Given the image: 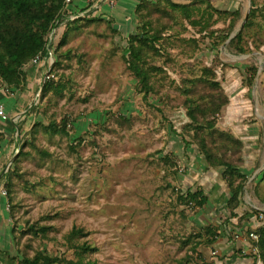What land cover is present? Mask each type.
Segmentation results:
<instances>
[{
	"label": "rangeland",
	"instance_id": "1",
	"mask_svg": "<svg viewBox=\"0 0 264 264\" xmlns=\"http://www.w3.org/2000/svg\"><path fill=\"white\" fill-rule=\"evenodd\" d=\"M210 1L221 10L239 9L240 17L216 16L206 31L182 18H153L163 38L162 55L152 57L151 63L162 72L151 79L154 91L147 98L129 70L126 53L129 36L141 27V16L147 18L146 9L135 12L141 0H116L115 5L103 0L109 11L88 12L101 20L71 35L67 46L59 47L65 26L56 28L54 52L69 49L72 57L59 58L62 64L52 79L69 83L63 96L51 91L42 97L55 53L27 67L34 88L24 103L21 118L26 119L16 122L22 130L18 127L13 136L20 144L27 142V156L13 166L14 156L1 178L13 190L18 251L22 248L32 257L41 249L55 256L54 244L62 246L64 235L77 226L100 249L90 256L97 264H263L256 246L259 237L248 229L264 227L259 216L264 199L254 194L264 181V166L258 162L260 154V160L264 157V0ZM247 23L251 26L246 28ZM240 32L243 53L232 43ZM207 79L220 86L209 85ZM188 98L208 105L215 101L221 108L216 114L215 108L200 113L199 120L216 121V139L207 134L208 145L241 166L248 178L239 212L250 215L240 228L225 229L230 189L220 168L208 166L194 139ZM38 103L39 115L28 116L27 107ZM65 118L68 136L41 130L28 143L35 122L47 126L50 119L61 123ZM221 133L237 143L225 141ZM10 167L19 175L6 176ZM184 189L201 190L211 202L193 210L179 201ZM35 223L55 228L49 239L24 231ZM210 224L219 228V244L204 248L202 258L189 257L181 242L205 233Z\"/></svg>",
	"mask_w": 264,
	"mask_h": 264
},
{
	"label": "trees",
	"instance_id": "2",
	"mask_svg": "<svg viewBox=\"0 0 264 264\" xmlns=\"http://www.w3.org/2000/svg\"><path fill=\"white\" fill-rule=\"evenodd\" d=\"M73 1L71 0L69 3L68 0H0V86H5L9 93L11 91L13 94L16 92L23 93L26 90L28 84L27 67L32 65V62L36 58L41 57L42 61H47L52 56L55 57L56 54L57 59L50 66L48 78L42 89V97L47 96L51 91H54L58 96L64 95L63 91L66 84L69 83V80L62 78L61 81L64 82H58L52 78H55L54 72L56 70L59 71L57 68L62 64L59 58L71 59L72 51L68 49L66 52H63L61 50L62 48H56L54 52V46L52 47L54 30L56 28L59 29L62 25L65 26L66 32L62 36L59 47L67 46L71 35L86 29L84 27H87V23L91 25L101 20L92 18L91 13L88 14V12H91L92 9H94L93 13L101 10V7L98 6L102 4L103 0H90L85 8L77 12L69 9ZM141 9L147 10V18L141 16L142 25L129 36V47L126 53L129 70L138 79L141 91L145 93L144 96L146 98L154 91V85L151 83V79L157 73L162 72V68L151 63L152 57L162 55L159 45L163 38L162 32L156 30L153 18L155 20H161L164 17H172L174 21H177L176 18H182L195 28H201L203 31H206L215 22L216 16L219 18L229 16L234 18L240 17L239 9L235 11L221 10L220 8L214 7L210 0H194L189 3H178L174 0H141L135 8V12L140 14ZM80 13H86L88 15L81 17ZM250 26V23L246 24V28ZM172 29L170 27V30ZM244 41V34L240 32L232 43L236 45L238 51L243 53L245 52V47L243 46ZM205 82L214 87L220 86L219 83L210 81L209 79ZM209 103V105L202 104L195 98L187 99L188 116L192 120L190 127L194 131V139H198L199 141L200 151L204 155L208 166L220 168L221 176L230 189L231 197L227 202L230 213L225 221V229L229 227L240 228L241 223L245 220L244 217L246 214L250 215L247 212H243L242 214L239 212L241 211L242 199L246 192L248 178L243 173L241 166L214 153L213 148L208 145L207 134L216 139V121L206 119L205 124H201L199 114L205 113L206 110L213 108H215L216 114L221 109L215 101H210ZM34 113L39 115V103L32 105L27 110L28 116ZM68 123L69 120L66 118L61 123H58L57 120L50 119L47 126L43 122H35L30 129L32 137L28 143H32V140L35 139V136L41 130L51 135L68 136ZM18 127L21 131L22 128L19 124ZM220 135L230 144L237 143L238 141L230 135L222 133ZM12 141L16 142L17 139L13 137ZM27 146L28 144L25 142L24 145L22 143L20 148H18L17 141V149L14 153L16 158L12 164L13 166L16 165L21 157L27 156V152H25ZM17 175L19 174L15 172V168L10 167L6 176L13 177ZM263 180L264 170L261 172V181ZM263 182L254 188V194L258 198L262 197L264 199V192L260 187ZM3 190L6 192L8 198L10 215L12 216L14 224L12 213L14 197L11 184L8 182L5 183ZM179 201L181 204L192 207L193 210L203 209L211 202L203 191H187L185 189L182 191L181 196H179ZM251 210L259 212L255 207ZM262 213L264 214V210L259 212V216ZM235 219L238 220L236 225L233 223ZM19 229L17 224H14V237L17 249L19 246ZM54 230L55 228L52 226H41L39 223H35L28 226L24 231L34 238L46 240L49 239V234ZM204 230L205 233L202 232L203 230L199 231L190 240L181 242L182 247L189 250V257L196 255L202 258L204 248H215L219 244L221 233L218 227L210 224ZM248 232H250L251 236L255 234L259 237L256 246L259 251V260L264 264V227H260L256 231L248 229ZM88 235L89 233L84 228L74 226L71 231L64 235V244L62 246L54 244V247L58 250L55 256L40 249L30 257L25 252H22V248H20V252L18 251L19 264H97L95 260L90 259V256L98 253L100 249L86 240ZM230 238L231 236L229 234ZM64 247L67 248V251L72 252V257L67 256V251H64ZM235 253L237 254L239 251L235 250ZM189 257L187 256L185 262L190 261Z\"/></svg>",
	"mask_w": 264,
	"mask_h": 264
},
{
	"label": "crops",
	"instance_id": "3",
	"mask_svg": "<svg viewBox=\"0 0 264 264\" xmlns=\"http://www.w3.org/2000/svg\"><path fill=\"white\" fill-rule=\"evenodd\" d=\"M88 1L90 0H74L69 9L75 12L80 11L86 7V4L88 5ZM108 6L101 4L99 7H101L102 11L104 9V12H108ZM126 10H132V5L130 4ZM33 88L34 83L28 82L27 88L23 93L16 92L13 94L12 91L9 93L5 86H0V105L5 106V112L8 115L7 119L0 118V178H2L8 164L12 162L17 149V141H12L13 136H16L15 131L19 129L16 126V122L18 123L22 118H25V116L21 118L25 114L24 103L28 97L27 95L29 93L32 94ZM259 157L261 159V154ZM260 159L258 158V162H261V167H263L264 157L262 160ZM1 182L0 179V264H19V253L14 237L13 219L10 215L8 198L3 193L4 186ZM260 187L264 192V182Z\"/></svg>",
	"mask_w": 264,
	"mask_h": 264
},
{
	"label": "built area",
	"instance_id": "4",
	"mask_svg": "<svg viewBox=\"0 0 264 264\" xmlns=\"http://www.w3.org/2000/svg\"><path fill=\"white\" fill-rule=\"evenodd\" d=\"M110 1V3L112 4V5H115L116 4V0H109ZM68 2L70 3L71 2V0H68ZM86 14V13H85ZM40 60H41V57H38V58H36L33 62H32V65H37L39 62H40ZM0 117H2L3 119H7V115H6V112H5V107H4V105H0ZM4 191V190H3ZM5 195H6V192L4 191L3 192ZM260 218H261V220L264 222V214L262 213L261 215H260ZM252 236L253 237H255V238H258L255 234H252Z\"/></svg>",
	"mask_w": 264,
	"mask_h": 264
},
{
	"label": "water",
	"instance_id": "5",
	"mask_svg": "<svg viewBox=\"0 0 264 264\" xmlns=\"http://www.w3.org/2000/svg\"><path fill=\"white\" fill-rule=\"evenodd\" d=\"M55 30H56V29H55ZM55 30H54V31H55ZM20 143H21V140L19 139V141H18V148H20V145H21ZM0 179H1V178H0Z\"/></svg>",
	"mask_w": 264,
	"mask_h": 264
}]
</instances>
